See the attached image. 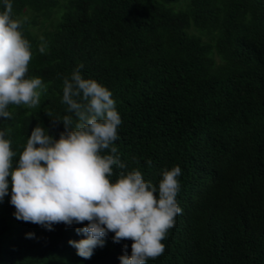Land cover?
Wrapping results in <instances>:
<instances>
[{"label":"trees","instance_id":"1","mask_svg":"<svg viewBox=\"0 0 264 264\" xmlns=\"http://www.w3.org/2000/svg\"><path fill=\"white\" fill-rule=\"evenodd\" d=\"M9 2L31 46L27 78L46 85L37 108L10 105L11 118L0 117L13 167L37 125L56 139L65 127L52 118L71 115L74 127L63 79L83 64L122 121L114 146L126 168L111 181L136 169L158 187L164 169L181 168L182 213L147 264H264V0ZM8 179L0 264H121L131 255L133 242L110 232L90 259L79 256L68 242L86 238L76 230L87 222L48 230L17 220Z\"/></svg>","mask_w":264,"mask_h":264},{"label":"clouds","instance_id":"2","mask_svg":"<svg viewBox=\"0 0 264 264\" xmlns=\"http://www.w3.org/2000/svg\"><path fill=\"white\" fill-rule=\"evenodd\" d=\"M11 13L12 4L4 0L0 12V117L5 119L11 118L10 105L37 108L46 90L41 78H27L31 46L20 30L23 21L13 19ZM45 51L41 45L39 52ZM82 68L80 64L63 79L62 103L76 122L73 127L71 115L52 118L53 125L62 122L65 127L59 139L37 125L13 167L17 153L5 138L6 132L0 130V202L9 194L11 177L10 203L17 220L48 230L54 224L87 222L76 230L86 238L68 242L79 256L90 259L111 232L115 243L133 242L131 255L121 256V264H147L164 253L162 241L182 213L177 202L181 168L164 169L158 187L146 182L136 169L119 171L116 181H111L114 168H126L114 146L121 117L112 93L97 81L83 78ZM127 248L125 244V253Z\"/></svg>","mask_w":264,"mask_h":264}]
</instances>
